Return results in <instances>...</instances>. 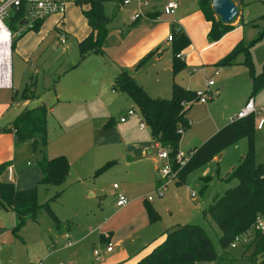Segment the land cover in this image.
<instances>
[{
    "label": "crops",
    "instance_id": "obj_1",
    "mask_svg": "<svg viewBox=\"0 0 264 264\" xmlns=\"http://www.w3.org/2000/svg\"><path fill=\"white\" fill-rule=\"evenodd\" d=\"M152 1L129 0L119 5L115 3L111 15L105 11L112 18L103 53H90L81 61L72 59L71 64L59 66L57 80L39 79L42 67L30 57L35 44L32 43L26 48L31 50L26 53V77L13 84L11 76V87L0 88V163H8L0 173V181L12 183L18 190L37 188L42 183L39 166L32 165L28 159L27 145L30 141L16 142L12 132L1 130L10 127L15 116L25 107L40 103L50 107L47 130L49 115L52 114L58 123V144L49 147L48 139L42 157L62 155L69 164L67 179L58 185V218L55 216L58 224L54 221L43 223L36 217L26 220L15 230L17 218L14 212L0 208V264H56L57 261L58 264H135L165 238L166 229L186 223L199 224L200 219H206L202 210L212 203L215 196L221 195V192H208L213 174L224 182L227 173L239 164L246 152L247 139L241 138L185 178L168 182L161 197L154 196L151 201L146 199L162 182L158 170L161 164L157 155L158 144L146 124L140 127V122L144 121L134 102L126 94L113 89L114 78L119 72L127 70L150 97L166 98L171 95L173 81L196 91L194 73L202 72L203 90L209 92L208 101H211H198L204 105L205 117L209 119L205 123V118L198 121L203 124L201 144L231 122L249 98L260 104L255 97L264 90L263 86L252 94V79L244 65L245 56L237 55L228 64H216L239 40L244 39L240 10L236 22L232 23V30L220 39L210 41V22L200 10V0H174L177 7L170 13L165 12L164 6L171 0H158L154 5ZM87 8V5L83 6V9ZM138 10L141 15L133 20L132 16ZM64 15L47 17L56 16L52 23L57 42L65 45L72 35L78 43L88 35L90 27L79 13L80 22L84 20L87 27L76 25L67 31ZM74 29L78 31L71 32ZM176 29L185 34L189 44L179 52L184 68L173 75L172 41L167 37ZM24 32L15 47L23 48L31 40L30 37L25 38L26 30ZM60 32L66 34L65 43L59 41ZM67 49V46L63 47V50ZM143 59L145 61L141 64ZM196 64L201 66L193 67ZM238 73L239 78L236 79ZM215 76L220 77L219 85ZM30 77L36 97L19 100L14 95L19 94ZM209 79L213 80L212 85H207ZM230 79H236L238 98L223 103L222 91ZM44 89H52V92H44ZM120 95L126 96L130 104L124 112L112 116L104 106ZM129 109L134 111L132 115H127ZM124 115L126 120L121 122L119 118ZM263 130L264 125L256 128L255 146L256 134ZM180 146L181 137L179 149ZM198 146L195 144L191 149ZM224 158L232 162L221 175L220 162ZM105 164L107 167L97 174L96 171ZM191 176L199 184L193 188L189 185L184 199L181 185H185ZM225 187V190L229 188ZM118 193L126 197V204L116 205ZM150 208L159 216L156 221L150 220ZM65 234L69 235V245H65ZM108 242L113 243L111 251L105 250ZM94 249L101 251L100 258L94 256Z\"/></svg>",
    "mask_w": 264,
    "mask_h": 264
},
{
    "label": "trees",
    "instance_id": "obj_2",
    "mask_svg": "<svg viewBox=\"0 0 264 264\" xmlns=\"http://www.w3.org/2000/svg\"><path fill=\"white\" fill-rule=\"evenodd\" d=\"M73 2L81 7V13L90 27L88 35L78 42L80 60L90 53H103V47L109 34L108 24L112 18L105 13L104 4L114 2L119 5L124 0H73ZM84 5L88 8L83 9ZM199 6L206 20L210 22L208 31L210 41H216L232 30V21L225 24L219 17H215L211 0H200ZM23 15V9L20 7L6 18L5 22L12 31L21 26L19 21ZM43 20L45 19L32 22L26 27V31L38 30ZM172 34V73L176 75L185 66L176 54L185 48L189 41L180 30L173 31ZM20 37L13 40L12 50ZM254 41L252 40L249 45ZM249 45L244 46L242 41L238 42L217 64H228L243 52L244 65L252 79L253 94L264 86V72L255 73L250 60ZM144 61L145 59L141 63ZM34 89V83H31V88L24 87L19 94L16 93L14 96L19 100H32L36 97ZM113 89L126 94L134 102L154 141L162 147H167L173 158L182 132L190 127L186 114L197 100L196 91L186 89L173 81L170 97H150L127 70H122L115 76ZM49 109L50 107L44 103L25 107L15 116L10 127L1 130L12 132L15 129L14 140L16 142L30 141L33 151L39 144L45 147L48 144L47 115ZM179 129L182 132H179ZM255 130L256 123L253 114L232 120L194 148L192 157L178 173V180H181L234 142L241 138L247 139V150L242 155L239 164L225 176L226 181L236 179L237 184L227 188L223 194L215 196L212 203L202 210V216L209 218L220 230L217 245L199 224H180L166 229L165 238L135 264H199L201 262L231 264L222 255L228 248H231L230 244L233 239L246 231H252L247 241L252 248L249 264H264V228L252 230V225L256 222L258 215L264 217V161L258 162L255 158ZM7 165V162L0 163V173ZM37 165L42 172L41 182L44 184L60 185L68 177L69 164L62 155L53 158L42 157ZM107 165L99 168L96 173L101 172ZM59 193L58 191L54 197L40 204L37 201L36 187L18 190L12 183L0 181V208L14 212L17 218L15 230L19 229L26 220L36 218L41 210L47 212L58 224L57 218L51 211L50 202ZM148 214L151 221L159 218L151 208Z\"/></svg>",
    "mask_w": 264,
    "mask_h": 264
},
{
    "label": "rangeland",
    "instance_id": "obj_3",
    "mask_svg": "<svg viewBox=\"0 0 264 264\" xmlns=\"http://www.w3.org/2000/svg\"><path fill=\"white\" fill-rule=\"evenodd\" d=\"M232 1L234 2V4L235 3L238 4L236 6L238 9V14L231 23L236 22L237 18L239 17V10H240L242 14V22L240 25L244 27L242 32L244 39L239 40L238 42L243 41V45L248 46L252 40L254 41V39H256L254 42L251 43V45H249L250 60L253 64V68L256 74H259L260 72H264V0H232ZM157 2L158 0H153L152 4L154 5ZM114 7H115L114 2H106L105 3L106 13L111 15L113 13L112 11ZM79 8L81 9V7ZM79 8L74 4L73 0H70L69 3L67 4L66 12L64 15V27L67 31L72 30L73 27L76 25L79 26L80 28H84L85 26L87 27V24L84 20L81 22L79 20V16H80L79 13H81ZM55 17L56 16H51L43 20L38 30H27L25 34V38L30 37L31 40L29 41V43H27V45H25V47L21 48L20 46H17L13 48L11 54L13 84H16L17 80H19L23 76L26 77V75L28 74L26 53H29L31 50H27L26 48L31 46L32 43L35 44L32 49L33 54H30V57L33 58V62L34 61L38 62V66L40 68L42 67L38 73L40 80H42L44 77L49 80L51 79L57 80V77L59 76L58 74L59 66H65L66 64H71L72 59L78 61L82 60V59L80 60L79 58L78 43L77 41H75L72 35L68 37V41L65 45L59 44L57 42V34L53 28V23H52ZM243 22L244 23L248 22V24H243ZM74 31H78V30L74 29L71 32ZM66 46L68 47V49L63 50V47ZM238 55L241 58L244 57L243 52L239 53ZM31 64L32 63H30V65ZM198 66L200 67L201 65L196 64L193 67H198ZM29 74H30V68H29ZM208 75L209 73L207 74V76ZM149 78L150 77H148L147 79ZM214 78L217 82V85H219L220 77L215 76ZM238 78H239V73L236 74V79ZM236 79L228 80L226 87L222 91L221 99L223 98V103H226L227 101H231V100H236L238 98L235 89ZM32 81L33 79L32 77H30V79L26 82L24 87L31 88ZM193 81H194L193 86L196 87L197 90L205 89L204 74L202 72L200 71L195 72ZM56 83L57 82H55L54 84ZM39 84L41 87V83ZM45 87L47 88L48 86ZM51 88H53V85L51 86ZM44 92H52V89H47V90L44 89ZM125 97L126 96L124 95L118 96L111 103L105 105L104 109L105 108L109 109L110 114L112 116L124 112V110H126V108H128L130 104L129 101L127 100L128 98ZM214 97L215 94H213L212 98ZM255 98H256V102H260V103L263 102L264 90L261 93H257V96ZM210 101L211 100H209L208 103ZM190 111L188 118L190 121V127L181 134L180 149H182L184 152L189 151L195 144L197 146L199 144L201 145V142L199 140L201 139L200 132L203 129V124L201 122H198L199 119L205 118L204 123L209 121V119L205 117L206 113L204 111V105L199 103L198 101H195L193 103V106L191 107ZM97 118L99 119V117ZM47 138L49 139V144H48L49 147H52V145L56 146L58 144V123L55 120V118L52 116V114L49 115L48 117ZM256 140L257 143L254 150L255 158L258 162L259 161L261 162L264 161V130L256 134ZM36 148L37 149L33 151L31 143L29 142V145H27V149H29L28 150L29 161L32 163V165L38 166L37 162L42 158L43 153H45L46 150L45 147H42L40 144ZM231 162H232L231 160H226V158H224L220 162L219 173L221 175L225 174V172L231 166ZM101 172L97 174H100ZM216 177L217 176L214 173L213 179L209 182L208 192H210V194H213L215 192H221V194H223V192L225 191L223 187L225 185H226L225 188H227V187H233L237 184L236 179H232L229 181L225 180L224 182H220V180H218ZM198 184L199 183L197 182L196 178H193V176H191L187 179L185 185L183 184L181 185V187H183L182 196L184 197V199L187 198V193L189 192L188 191L189 185L191 188H193L198 186ZM58 189H59L58 184H44V183L39 184L37 186L38 203L42 204L48 201L50 198L54 197L58 193L59 191ZM58 205L59 204H58V195H57V197L54 200H51L50 202L51 211L57 218H58ZM37 217L43 223L44 221L45 223H53L52 218L44 210H41L38 213ZM198 223L207 232L213 243L217 245V240L220 235V230L218 229V227L209 218L200 219ZM162 235L163 234H161V236ZM161 236L159 238H161ZM247 241L248 240L239 243L235 248H228L222 255L224 259L231 264H249L252 248H250V244ZM58 262L59 261H57L56 264H58Z\"/></svg>",
    "mask_w": 264,
    "mask_h": 264
},
{
    "label": "built area",
    "instance_id": "obj_4",
    "mask_svg": "<svg viewBox=\"0 0 264 264\" xmlns=\"http://www.w3.org/2000/svg\"><path fill=\"white\" fill-rule=\"evenodd\" d=\"M129 0H124V3ZM68 0H0V88L11 87V76H12V42L15 38L22 36L27 25H21L16 30L12 31L7 23L6 18L15 10L20 7L23 9V17L28 19L31 24L36 20L45 19L50 15L59 14L63 15L66 10ZM177 7V3L174 0L167 2L164 6L166 13L172 12ZM141 15L140 10L134 13L132 19H136ZM21 18V19H22ZM179 31L178 29L175 32ZM173 39V34L168 35L167 40L171 41ZM59 41L65 43L66 34L64 32L59 33ZM176 57L182 59L181 53H177ZM213 80H207V85H212ZM209 92L207 90H196L197 100L204 103L209 98ZM134 111L129 109L127 115H132ZM264 101L260 104H256L253 98H249L244 106L238 110L236 115L232 117L231 120L240 119L248 115L255 116L256 128L260 129L264 125ZM121 122L126 120V116L119 118ZM140 127H145L144 122H140ZM15 129L12 130L14 134ZM179 132H182L179 129ZM158 144V143H157ZM194 153V149L184 152L181 149H177L174 153V157L170 156L169 149L167 147H162L158 144L157 155L161 159V164L158 167L159 174L162 178L160 185L154 190L151 195H148L146 199L151 201L154 196L161 197L164 194L166 185L170 181L178 180V173L180 169L189 161ZM114 187H117L114 184ZM127 199L122 193L117 194L116 205L122 206L126 204ZM264 228V217L258 215L256 222L252 225V230H259ZM252 231H246L240 235H237L230 244L231 248H235L239 243L245 242L249 239ZM66 242L65 245H69L71 241L69 240V235L65 234ZM113 249V243L108 242L105 250L111 251ZM96 259L100 258L101 251L99 249L93 250ZM199 264H214V262H201Z\"/></svg>",
    "mask_w": 264,
    "mask_h": 264
},
{
    "label": "water",
    "instance_id": "obj_5",
    "mask_svg": "<svg viewBox=\"0 0 264 264\" xmlns=\"http://www.w3.org/2000/svg\"><path fill=\"white\" fill-rule=\"evenodd\" d=\"M211 7L220 20L227 24L233 21L238 14V9L232 0H211ZM30 26L26 17L19 21V25Z\"/></svg>",
    "mask_w": 264,
    "mask_h": 264
}]
</instances>
